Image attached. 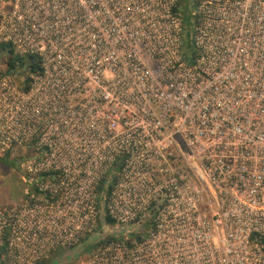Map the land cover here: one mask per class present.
Instances as JSON below:
<instances>
[{"label": "built area", "instance_id": "obj_1", "mask_svg": "<svg viewBox=\"0 0 264 264\" xmlns=\"http://www.w3.org/2000/svg\"><path fill=\"white\" fill-rule=\"evenodd\" d=\"M9 2L40 69L0 74V154L31 150L0 264H264V0H188L187 59L178 0Z\"/></svg>", "mask_w": 264, "mask_h": 264}, {"label": "rangeland", "instance_id": "obj_2", "mask_svg": "<svg viewBox=\"0 0 264 264\" xmlns=\"http://www.w3.org/2000/svg\"><path fill=\"white\" fill-rule=\"evenodd\" d=\"M183 13L185 18L190 20L192 12L189 10V4L185 1L182 3ZM0 8L5 11L10 10L9 0H0ZM8 56L0 52V74L7 75L11 71H8L9 67L7 64ZM29 149H17L11 153V156L7 157V160H1L5 155L0 154V206L1 207H11L17 204L18 202L26 198V190L28 182H25L23 179L27 180L23 170L22 164H24L26 158L29 157ZM17 156L19 160L17 161ZM13 163V164H12ZM100 226L106 227L105 233L96 235L92 237L89 241L90 245H93L97 240H100L106 236L116 234L121 232L123 234V229L118 225H105L100 223ZM89 246V245H88ZM87 255L84 252H81L79 256L67 263V264H86Z\"/></svg>", "mask_w": 264, "mask_h": 264}, {"label": "trees", "instance_id": "obj_3", "mask_svg": "<svg viewBox=\"0 0 264 264\" xmlns=\"http://www.w3.org/2000/svg\"><path fill=\"white\" fill-rule=\"evenodd\" d=\"M189 3L188 0H178V6L182 7V3ZM190 6V5H189ZM182 22L188 21L185 18V14L181 13ZM184 42H182L183 44ZM183 56L187 59V56L192 54L191 44L190 42L183 44ZM0 52L2 54H6L8 56L7 64L8 71H11V74H14L20 78H23L24 81L21 83V88L23 90L28 89L30 83V75L37 72L40 69V61L36 56H20L15 54L13 48L10 45L1 44ZM29 148V152H30ZM11 156L10 151L6 152L5 157L1 160H7V157ZM19 156H17V161L19 160ZM22 161V160H21ZM13 164V163H12ZM104 219L107 222H110L109 219ZM261 243L264 244V235L260 239ZM79 254H81L78 250H65V251H56L51 253L46 259L42 260L39 264H67L73 260H75Z\"/></svg>", "mask_w": 264, "mask_h": 264}, {"label": "water", "instance_id": "obj_4", "mask_svg": "<svg viewBox=\"0 0 264 264\" xmlns=\"http://www.w3.org/2000/svg\"><path fill=\"white\" fill-rule=\"evenodd\" d=\"M181 10L183 11V8H181ZM189 10L193 11L194 7L193 6L189 7ZM192 31H193L192 23L190 21H185L183 31H182V40L184 43H188ZM22 81H24L23 78H22Z\"/></svg>", "mask_w": 264, "mask_h": 264}, {"label": "flooded vegetation", "instance_id": "obj_5", "mask_svg": "<svg viewBox=\"0 0 264 264\" xmlns=\"http://www.w3.org/2000/svg\"><path fill=\"white\" fill-rule=\"evenodd\" d=\"M189 4V3H188Z\"/></svg>", "mask_w": 264, "mask_h": 264}]
</instances>
